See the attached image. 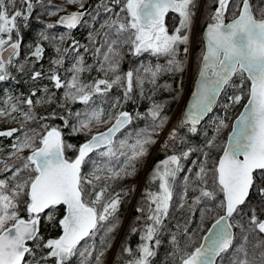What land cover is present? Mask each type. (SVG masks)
<instances>
[{"label": "snow or ice", "instance_id": "6c2138e0", "mask_svg": "<svg viewBox=\"0 0 264 264\" xmlns=\"http://www.w3.org/2000/svg\"><path fill=\"white\" fill-rule=\"evenodd\" d=\"M23 2L30 11L32 8L30 0ZM13 3L14 0H0V80L6 79V63L10 64L12 58L19 55L20 42L19 40L12 42L11 34L17 28L16 22L22 16V12L14 9L10 13L8 4ZM67 3L79 4L80 9L84 8L82 0H67ZM112 5L118 6L120 10L114 11ZM197 7V0H108V3L103 5V11L109 14V19L101 24V30L96 36L89 33L90 42L93 45L97 43L101 45L94 50V55L103 57L102 60H98L100 70L115 74L119 67L117 58L120 55L117 46L130 44L136 55L150 52L153 55L169 57L166 70L180 71L182 61L177 59L179 46L186 45L189 41L188 31L191 29ZM229 11L232 12L230 20L227 19ZM169 12L175 13L179 18L178 25L171 33L165 24V17ZM84 15V11H73L60 17L57 23L72 30L83 22ZM95 19L93 16V20ZM209 19L199 80L192 92L191 103L186 108L178 127H187L190 132L196 133L197 125L213 110L217 98L227 88H234L233 94L226 97L228 103L223 105L225 116L212 122L213 135L207 139L206 146L215 147L220 132L229 127L226 123L229 108L240 105L245 98L247 102L243 103V111L231 124L228 141L223 145L222 154L213 167L211 169L206 167L209 153L204 152L205 161L200 163L199 171L195 174V180L200 182L199 195L193 197L188 208L193 214L196 211L200 212L201 220L197 227L203 231L201 240L197 245L192 239L190 234L192 230L187 226L193 222L190 216L182 234L191 243L181 249L175 235L171 237V242L175 253L180 255L179 264H222L225 259L228 260V264H264V236L261 235L264 234V218L258 216L253 209L247 228L243 223L234 225L230 222L235 214L240 212L241 206L246 204L250 190L255 184V174L258 173L264 180V8L260 9V15L257 17L251 0H236L235 7L232 0H215V10ZM4 35H8L7 40L3 38ZM43 39L48 37L45 35ZM60 39L63 40L64 37ZM72 43L79 47L78 42ZM85 51H88L87 47ZM187 51L185 47V54ZM57 52H60L59 48ZM63 52L67 54L69 49L64 48ZM42 53L43 48L37 43L30 55L39 60ZM63 62L64 59L61 57L54 60L53 64L60 65ZM161 70L160 65L155 69L145 67L143 75H140L138 70L135 72L130 70L123 76L114 75L111 80L97 79L90 84H84L79 75L85 71L84 61L78 54L76 62L69 70L71 79L62 81L54 69L50 70L49 79L54 82L57 89H65V99L78 100L88 106L96 94H106L114 85L123 88L124 99L127 101L131 98L134 84L141 89L145 81L155 85L157 73ZM236 75L241 77L240 85L233 83V77ZM40 76V72H35L33 79ZM48 102H51L50 97ZM118 102L117 100L113 103L112 107L115 108ZM25 103L29 106V111L22 113L24 121L36 119L32 111V99ZM36 103H41V100H37ZM161 107L160 104L153 103L147 113L152 119L153 130L163 127L166 122ZM12 110H18L15 104L12 105ZM0 115L8 113L0 110ZM104 115V109L98 107L87 108L84 112L75 114L73 133L85 132L87 135V130H90L93 123L99 126L114 121L104 131L91 134L90 139L85 140L78 148L65 142L59 126L41 123L39 131L25 129L24 125L20 129L0 131V137H12L15 133L22 132V135L16 136L10 153L20 163L16 166L5 164V172L10 168L14 170L10 177L0 179V264H34L35 253L27 242L37 241V247L41 246L39 239L41 213L46 209H55L59 205L65 207V214L59 219L62 234L42 243V247L47 249L44 260L50 257L54 258L55 264H67L78 251L82 258L91 257L95 249L94 241L83 250L78 249V245L85 238H94L103 231L101 248L110 239L109 234L116 226L112 221L115 220L121 203V194L114 193L109 196L111 185L108 181L133 175L136 162L147 155L148 146L154 144L155 140L152 133L143 129L135 133L134 142L129 143L131 136L129 134L117 145L114 137L129 125L134 117L127 111H117L114 116L109 113L108 120L104 119ZM139 115L136 114L137 117ZM43 119L45 118H40L41 121ZM60 119L63 120L65 127L69 125L67 119L64 117ZM176 137L177 130L173 128L169 133V139L175 140ZM25 149L30 151L27 155H22ZM70 149L76 153L74 159L66 156ZM100 149L103 151H99ZM194 150L196 149H189L180 155H168L153 169L151 179L158 183V189L146 194L147 214L140 230L141 243L136 253L133 255L129 247L123 249L125 253L133 255L127 264H150L151 257L156 254L149 242L160 244L157 236L172 206L175 181L182 169L181 159H186L189 152ZM94 152L104 159V163L92 161L93 169L85 176L82 166ZM209 172L213 180L211 190L208 188L207 180ZM101 180L104 181L102 185L99 183ZM184 181V192L179 195L178 206L181 209L186 206L189 177L185 176ZM217 192L222 193V199L216 205L222 214L217 213L216 218L211 221V226L205 228L206 214L212 209L201 208L199 205L205 200L215 201ZM259 192L264 195V187L260 188ZM21 201L26 207V219L19 214ZM137 210L142 215L145 213L143 207ZM48 218L51 220L53 216L49 214ZM137 219L139 220V217ZM234 227L241 229L239 242L237 234L233 231ZM137 230L135 227L132 228V232ZM29 256H32V260H29ZM102 256L103 251L95 256L96 264H103ZM35 264L40 262L35 261ZM81 264H84L83 260Z\"/></svg>", "mask_w": 264, "mask_h": 264}, {"label": "trees", "instance_id": "16d2710c", "mask_svg": "<svg viewBox=\"0 0 264 264\" xmlns=\"http://www.w3.org/2000/svg\"><path fill=\"white\" fill-rule=\"evenodd\" d=\"M32 3V8L29 11L27 9L26 3L23 2V0H17L14 2V4H19L18 7L22 9L21 12L24 13V16L22 15L17 19L18 27L21 29L22 34L20 33V36L12 37L13 40H19L20 42V48H22V45L25 41H33L35 38H33V32L39 28L41 25V22L43 20L42 14L46 10L47 7V0H30ZM108 0H83L84 8L78 9V10H85L86 14L84 16V19L91 20L93 19V16L96 17L94 21H102V24L105 20L109 19V14L105 13L103 11V5L107 4ZM199 3L200 0H197L198 7L195 11H198L199 9ZM236 0H232V5L235 7ZM251 3L254 7L255 13L260 14V9L264 8V0H251ZM16 6H13V9L18 8ZM50 6H48L49 8ZM114 11H119V7L112 5ZM201 7V6H200ZM208 5L203 3L200 13H201V21L198 27V32L196 34L195 40L193 42V51H194V60L192 61V69L190 72V76L192 74L193 78L187 88V93L185 95V99L189 93V90L191 88L192 81L196 75L195 70L199 67L200 58L203 52V40L201 37V31L202 28L210 22V16L212 14V9L207 10ZM26 17V19H25ZM232 12L229 11L227 13V19H231ZM57 22V20H56ZM179 18L176 16L175 13H168L165 17V24L169 30V33H171L174 28L178 25ZM57 27H64L63 25L56 24ZM80 25H78L77 28L72 29L71 34L73 33L76 37V42H78L79 47H76L77 49L75 51L81 52V56L83 57L84 61V67L85 71L81 72L80 79H82V82L85 84H90L93 81L97 79H108L111 80L114 78V75H121L123 76L124 73H127L130 70H133L134 72L136 70L139 71L140 75L144 74V68L145 67H151L154 69L155 65L160 64L164 67L165 70H163L162 74L158 75L156 77V83L155 85L148 83L145 81V84L143 86V89L140 87H137L134 84V90L131 93V98L125 101L124 99V90L119 85H114L113 88L106 94H96L93 97V101L90 105L86 106L84 103L80 101H72L70 99H65V89L60 88L55 91L56 99L59 101H56V103H52L50 108L52 111H46L44 109L42 111L41 116H38L37 122L33 121L26 127V129H36L37 131L40 130L41 123L51 125V126H59L61 128L63 138L64 140H68V142L75 145L77 148L79 145L85 141L88 137H85L83 134L77 132V133H71L70 128H72V125L76 123L75 114L77 112H84L87 108L91 107H98L103 108L105 111L106 109L112 104L119 101L117 103V111H127L130 114L133 115L134 119L131 121L129 125H127L125 128H123L114 138V140L118 142L122 139H124L126 136H129L131 134L129 143L134 142L135 133L139 130L147 129L150 133L153 134L158 128H155L153 130L152 128V119L151 117L147 116V113L149 109L152 107L153 103L160 100L162 102L161 104V113L162 116L166 118V120L171 116L175 104L177 103L179 96L181 92L185 88V84L187 82L186 80V73L188 68V52L185 54L184 52V46L189 45V41L186 45H180L179 51L177 54V59L182 61L181 70L176 71H168L166 70L168 67V59L169 57L164 55H153L150 52H141L139 55H136L132 49V46L130 44H123L118 45L119 50V57L118 63L119 67L116 71V73L107 72L100 70V64L98 63V60H102L103 57H97L94 55V50L96 47H100V43H97L93 45L90 40H87V35L83 34V31H81ZM101 30V29H100ZM100 30L98 32H100ZM19 31V30H18ZM97 32V33H98ZM189 32V31H188ZM97 33L94 35L96 36ZM73 41H75V38L72 37ZM70 41V40H68ZM42 46L43 53L41 55V58L39 59V62H42L43 64L46 63L48 58L54 53L53 47L49 45H44L43 41L37 42ZM34 45L30 52L25 54V60L27 61V64L30 63L32 67L34 64L37 63V59L30 55L32 51L35 49ZM85 47L88 48V51H85ZM72 53H74V50H72ZM75 54V53H74ZM20 56V55H19ZM76 58V56L74 55ZM29 60L33 61L32 63L29 62ZM35 62V63H34ZM66 60H64L63 64L61 65H53L51 69H54L56 74L60 76L62 81H65L70 77V71L68 69L67 64L65 63ZM9 63H6V65ZM8 66V65H7ZM6 66V67H7ZM88 66H91L90 68ZM25 70V69H24ZM11 72V71H10ZM7 72L6 79L0 80V88L3 87L8 81L13 83H16L19 85V73L13 74V72ZM22 74V73H21ZM51 74V73H49ZM50 76V75H49ZM189 76V77H190ZM235 76L233 77V79ZM239 81L237 82V85L241 84V77L238 76ZM47 83H51V80H46ZM247 83V82H246ZM141 91H143V95H141ZM246 91L247 88L245 87V97H246ZM234 92V90H233ZM246 98L243 100V102L240 105H236L234 107L229 108L227 111V119L226 123L229 124L228 128L223 129L219 136L217 137L215 141V147L208 148L206 146L207 139H210V134L213 132V127L210 129H206L205 131H199L196 133H189L184 127H178L177 129V137L175 140H172L170 142V150H176L177 155H180L181 152L184 150L189 149H196L194 151L189 152V156L186 159H181V165L182 169L181 172L178 173L176 181H175V195L172 202V206L169 209V215L164 218L163 225L158 233L157 238L160 240L159 245H155L154 242H149L153 246V250L155 251V255L151 257L150 264H179L180 257H178V253H175V248L171 242V237L175 235L177 237V240L179 242V247L181 249L185 248L186 244L191 243L186 236L182 234L183 228L187 224V221L189 217H192L193 222L191 224H187L190 230V234L192 235L193 241L197 242V245L199 241L201 240L203 236V231L198 230V225L200 224L201 216L200 212L196 211L194 214L189 210L188 205L192 203V199L195 196L199 195V187L200 182L195 180V174L197 171H199L200 163L205 161L204 152H208V158H207V164L206 167L211 169L215 163V161L218 159L219 155L222 152V147L225 144L226 136L231 128V122L233 118L238 114L240 111V108L242 104L245 102ZM220 101V96L216 102V104L213 106L215 109ZM63 105V107H61ZM110 111V110H109ZM220 111V110H219ZM53 113L55 115L53 116ZM139 113L140 115L137 117L136 114ZM41 117H44L42 121L40 120ZM60 117H64L69 121V125L67 127L64 126L63 120L60 119ZM158 123V122H157ZM201 123V122H200ZM200 123L198 125H200ZM197 125V126H198ZM154 139V137H153ZM153 148V144L148 146V152L147 155L140 158L136 162V170L131 176H127L123 179H119L116 181L109 180L108 183L111 185L109 189V196L114 193H120L121 194V203L118 206L117 212L115 214V220L112 221L116 226L114 228V231L109 234L110 239L107 240V242L104 244L103 248L100 247L101 244V237L104 236V232L100 231L96 237L94 238H85L84 241L78 245V249L83 250L85 247L92 245L93 241L95 242V249L93 252V256L91 257H84L82 258L79 255V251L70 258V260L67 262V264H81L82 260L84 264H94L95 263V256L98 255L101 251H103V255L105 254V257L108 255V253L112 252V264H114L117 261V256L123 254V248L125 243L129 241V248L132 250L134 249L135 245L138 243L136 242L137 239V233L133 232L131 235L128 234L127 231V223L128 221L132 219H137L139 217V220H143L146 216V204H145V198L146 194L149 191H156L158 189V183L156 181H153L151 179L153 169L158 164V161L162 158V153L157 152V150H153L150 156V159L147 163V168L145 171L142 170L144 168L145 162L147 161V157L149 155V152ZM202 149V151L200 150ZM99 151H103V149H100ZM75 151H68L66 153L67 157H73L75 156ZM96 161L97 163L102 162L104 163V159L101 158L98 153H91L90 159L88 160ZM195 162V163H193ZM20 162H14V166L19 165ZM11 170H14V168H10ZM93 169V163L89 165L85 164L82 166V172L85 174L86 172H91ZM191 169V171H189ZM142 173V174H141ZM141 174V175H140ZM189 177V188H188V194L186 197V206L185 208L181 209L178 205L180 203L179 195L184 192V177ZM138 180H142L141 187L138 189L137 196L133 195V184L138 183ZM208 180V188L209 190L213 187V180L211 172H209V175L207 177ZM95 183V182H94ZM99 183L102 185L104 183L103 180L99 181ZM264 187V180H262L259 176V174H255V184L254 187L250 190V195L247 198V202L245 205L241 206L240 212L238 214H235L234 219H232L230 222L234 225H237L239 223H243L245 228H247V223L251 215V211L253 209L256 210L257 215L261 218H264V195H261L259 192V189ZM196 188V191H193L192 189ZM90 190V189H89ZM136 191V190H135ZM88 198V197H86ZM108 197L106 196L105 199ZM220 199H222V193L217 192V199L215 201H203L199 207H207L212 209V211L207 212L205 217V224L204 227H208L211 224V221L214 220L217 216V213L222 214L220 212V209L216 207V205L219 203ZM145 208V213L142 215L140 211L137 209L139 208ZM128 208L130 210H128ZM55 210L58 214L56 219L53 221L44 219V215H41L40 224H39V239L41 246L37 247V241H29L27 244L30 248L34 250L35 253V261H39L40 264H55L54 258H47L44 260L43 258L47 254V249L42 247V243L46 242L48 239H54L57 238L62 233V229L59 226V219L63 218L64 215V206L59 205L56 206ZM22 217L27 215L25 204L22 206ZM126 216V223L124 224L123 229H120V226L122 224L123 219ZM134 219V221H135ZM138 220V219H137ZM144 222V221H143ZM234 233L237 234V242H239V233L241 231L240 227H234L233 228ZM264 236L263 234H261ZM119 236V237H118ZM140 243V242H139ZM138 243V244H139ZM175 253V254H173ZM107 254V255H106ZM32 258H30L31 260ZM34 261V264H35ZM222 264H228V260H223ZM122 262H125V260H122Z\"/></svg>", "mask_w": 264, "mask_h": 264}, {"label": "rangeland", "instance_id": "374dc122", "mask_svg": "<svg viewBox=\"0 0 264 264\" xmlns=\"http://www.w3.org/2000/svg\"><path fill=\"white\" fill-rule=\"evenodd\" d=\"M16 1L17 0H14V2H16ZM82 2H83V0H82ZM46 3H47L46 10L42 14V17H43V20L41 22L42 26H40L39 28H37L33 32L32 37L35 39L33 41H25L22 45V48L19 50L20 56L19 55L14 56L12 58V62L10 64H7L8 66L6 65L7 66L6 67V73L10 72V71L13 72V74L19 73L18 77H19L20 83H19V85H17L16 83H13V85H12L11 82L8 81L3 87L0 88V110H3L4 112L8 113V115H0V129H11V128L20 129L22 125H24V127L26 129V127L28 125H30V123H32L33 121H35V123H38L36 120H37L38 116H41L42 111L44 109H46L47 112L52 111L50 106H53V105H51V104L56 103V101H59L58 99H56V95L54 94L55 91L57 90L55 85H54V82L51 81V83H47V81H46V80H49V75H50L49 73H50V70H52L51 68L54 65L53 61L63 57V59L66 60L65 63L67 64L68 69L70 70L72 68V65L76 62V60L78 58V54H79V56H81V52L75 51L77 48L72 43L73 42L72 37H74L75 41H76L75 35L73 33L71 34L72 30H69V29L64 28V27L63 28L57 27V25H56L57 24L56 20L60 14H62L64 12H70V11L78 10L80 8L79 4H68L67 0H47ZM203 3L208 5L207 10H210V8H213L212 13L215 10V0H200L199 9L194 16L191 29L188 32L189 45H188V47L184 46L188 49V51H187L188 52V68H187V73H186L187 82L185 84V88L181 92L179 99H178L177 103L175 104V107H174V110H173L171 116H169V118L166 120L163 127L158 128L155 132H153L152 136L154 137L155 143L153 144V148L149 152V155L147 157V161L145 162L142 173L147 168V163L150 159V156H151V153L153 150H157V152L162 153V158L160 159V161L164 160L166 158V156L176 153L175 149L170 150V142L172 140L169 139V133H171L173 128H176V130L178 129V125L180 123V120L183 117V108H184V103L186 100L185 95L187 93V88H188V86H189V84L193 78L192 74L190 76V72L192 69V61L194 60L193 42L195 40L196 34L198 32V27H199V24L201 21L200 10H201ZM13 6L18 7L19 4L18 5L14 4V3L8 4V10L10 13L14 10ZM48 6H50V7L48 8ZM16 9L22 11V9L20 7L16 8ZM22 15L24 16L23 12H22ZM259 15L260 14H257V17H259ZM82 21L83 22L80 24V27L82 28L81 31H83V34L87 35V37H88L87 40L89 41L90 40L89 39V33L91 32L94 36L100 30V26L102 24V21H94L93 19L86 20L84 18ZM48 25H52V27H48ZM20 33L22 34V31L18 27V24H17V28L13 30V33L11 34V36L17 37L18 35L20 36ZM45 35L48 37V39H43V36H45ZM62 36L64 37L63 40L60 39ZM3 38L5 40H7L8 35H4ZM68 40H70V41H68ZM40 41H43L44 45H49V46L53 47L54 53L48 58V60L46 61L45 64H43L42 62H39L40 60H37V63L34 64V66L32 67V65L30 63L27 64V61L25 60V54L30 52L31 48L34 45H36L37 42H40ZM57 48L60 49V52H57ZM64 48L69 49V52L67 54H65L63 52ZM72 50H74L75 54L72 53ZM74 55L76 56V58L74 57ZM29 62L32 63L33 61L29 60ZM60 65L64 66V64H60ZM157 65H160V64H157ZM157 65H155V67ZM160 66H162V65H160ZM155 67H154V69H155ZM198 68L195 71H198ZM163 70H165V69L162 66V70L159 73H157V76L162 74ZM35 72L41 73V76L37 79H33V74ZM196 74H197V72H196ZM238 76L239 75H236L235 78L233 79V83L235 85H237V82L239 81ZM70 77H71V73H70ZM69 79H71V78H69ZM80 80L82 82V79H80ZM82 83H84V82H82ZM45 89H47V91H45ZM233 90L235 91L234 88H227L220 95V101H219L216 109L213 107V110L211 112H209L207 114V116L201 121L200 125L197 126V132L205 131L207 128L210 129L211 127L214 128V125L212 122L214 120H218V118H220V117L225 116V109H224L223 105L225 103H228L226 97L232 95ZM33 92H35V95H33ZM49 97L51 98V102H48ZM28 99H32V101H33L32 111L35 114L36 119L25 122L22 113L29 111V106L25 103V101H27ZM37 100H41V103L37 104L36 103ZM66 100H68V99H66ZM155 103H158L160 105L162 104V102L160 100H158ZM13 104H15L17 106V109H18L17 111L12 110ZM112 104L106 109V111L104 110L105 111V115H104L105 120H108L109 113H111L114 116V114L117 112V109H116L117 105L115 108H113ZM111 122L112 121H109L108 124H101L99 126H97L95 123H93L91 125L90 130H87L88 131L87 135L85 134V132H79V133L83 134L85 137H88L91 134L95 133L96 131H100L102 129H105L109 124H111ZM184 128L189 133H192L188 130L187 127H184ZM70 130L72 133V128H70ZM161 130L163 133V137H161V135L159 134V132ZM19 135H22V132L15 133L12 137L0 138V179L10 177L12 174L13 170H11V169H9L7 172L4 171L5 164L13 165L14 162H20L19 160L16 159L15 156L10 155V153L12 152L11 145L14 142L16 136H19ZM212 135H213V132L210 134V138L212 137ZM161 139L163 140V142ZM65 142L72 144V143L68 142V140H65ZM29 151L30 150L25 149L24 152L22 153V155H27L29 153ZM68 151H74V150L70 149ZM185 151H189V150L187 149V150H184L183 152H185ZM68 158L74 159L75 156L68 157ZM160 161H158V163ZM88 163L90 165L92 163V161L91 162L88 161L86 164L88 165ZM99 163L102 164V162H99ZM89 173L90 172L88 171L84 175L87 176ZM137 188L135 189L136 191L135 190L133 191L134 198H135V196H137V193H138ZM23 205H24V203H23V201H21V203L19 204V214L20 215L22 212V206ZM128 210H130V209L128 208ZM56 212L57 211L55 209H46L45 212L42 213L41 215H44V219H46L48 221V220H50L48 218L49 214H51L53 216V219H51L50 221H53L54 219H56V217L58 215ZM23 218L26 219L27 215L24 216ZM134 219L128 221L127 231H128V234L130 233L132 235L133 234L132 228L133 227L137 228L138 229L137 231L139 234H137L136 242L141 243V234L142 233L140 230L143 228V225H144L143 221L145 220V218L141 221L137 220V219H135V221H134ZM125 223H126V216L123 219L122 224L120 226L121 230L123 229ZM137 231H136V233H137ZM138 243L135 245L134 249L132 250L133 255L136 253L138 245L140 244V243L139 244ZM125 247H129V241L127 243H125L124 248ZM34 253H36V252H34ZM112 253H113V249H112V252L108 253V255L106 254L107 255L106 257H105V254L101 257L103 264H112L113 263L111 260V259H113ZM133 255H129L128 253L123 252V254L117 256V261L114 264H127V261L131 260L133 258ZM178 257H180L179 253H178ZM28 258L30 260V258H32V256H29ZM122 260H125V262H122ZM94 264H96V262Z\"/></svg>", "mask_w": 264, "mask_h": 264}, {"label": "water", "instance_id": "95a60500", "mask_svg": "<svg viewBox=\"0 0 264 264\" xmlns=\"http://www.w3.org/2000/svg\"><path fill=\"white\" fill-rule=\"evenodd\" d=\"M75 11H84V12H86L85 10H75ZM70 12H73V11H70ZM70 12H64V13H62V14H60L59 16H58V18H57V21L60 19V17H62V16H64V15H66L67 13H70ZM170 13V12H169ZM82 20H83V18H82ZM230 20V19H229ZM227 22V21H226ZM59 24V23H58ZM208 24V23H207ZM207 24L202 28V31H201V37H202V40H203V45H204V48H203V50L205 49V45H206V36H205V33H206V29H207ZM60 25H62V24H60ZM64 26V25H63ZM78 27V26H77ZM76 27V28H77ZM75 29V28H74ZM12 42H16V40H13ZM201 59H202V55H201ZM201 59H200V62H199V68H198V71H197V74H196V76H195V78L193 79V81H192V85H191V88H190V90H189V93H188V95H187V98H186V100H185V103H184V108H183V114H184V112H185V110H186V108L188 107V105L191 103V99H192V92L195 90V88H196V85H197V83H198V80H199V69H200V64H201ZM5 60H7V57H6V55H5ZM246 75V74H245ZM218 99V98H217ZM247 102V100H245V102L244 103H246ZM241 111H243V105L241 106V108H240V111L238 112V114L233 118V120H232V122H231V124L233 123V122H235V120H236V117L239 115V113L241 112ZM208 114V113H207ZM207 114H206V116H207ZM205 116V117H206ZM204 117V118H205ZM203 118V119H204ZM202 119V120H203ZM201 120V121H202ZM112 122H114V121H112ZM111 122V123H112ZM111 126V124H109L107 127H110ZM127 126V125H126ZM125 126V127H126ZM106 127V128H107ZM105 128V129H106ZM105 129H102V130H100V131H104ZM7 130H9V129H0V131H7ZM122 130V129H121ZM229 132H231V128H230V131ZM228 132V133H229ZM119 133V132H118ZM117 133V134H118ZM116 134V135H117ZM91 136V135H90ZM90 136L87 138V139H90ZM1 138V137H0ZM115 138V137H114ZM86 139V140H87ZM228 141V134H227V136H226V140H225V143ZM85 141H83L82 143H84ZM221 154H222V152H221ZM220 154V155H221ZM135 188H136V186H135ZM65 214V213H64ZM211 226V224L208 226V227H210ZM62 234V233H61ZM29 242V241H28ZM27 242V243H28Z\"/></svg>", "mask_w": 264, "mask_h": 264}, {"label": "flooded vegetation", "instance_id": "af4514ba", "mask_svg": "<svg viewBox=\"0 0 264 264\" xmlns=\"http://www.w3.org/2000/svg\"><path fill=\"white\" fill-rule=\"evenodd\" d=\"M141 184H142V180H138V183L133 184V189H136L137 187H138L137 189H139L141 187ZM135 186H136V188H135Z\"/></svg>", "mask_w": 264, "mask_h": 264}, {"label": "bare ground", "instance_id": "6f19581e", "mask_svg": "<svg viewBox=\"0 0 264 264\" xmlns=\"http://www.w3.org/2000/svg\"><path fill=\"white\" fill-rule=\"evenodd\" d=\"M86 13V12H85ZM84 18V17H83ZM161 137H163V133L161 134ZM162 140V139H161ZM162 142H163V140H162Z\"/></svg>", "mask_w": 264, "mask_h": 264}, {"label": "built area", "instance_id": "2783aa9c", "mask_svg": "<svg viewBox=\"0 0 264 264\" xmlns=\"http://www.w3.org/2000/svg\"><path fill=\"white\" fill-rule=\"evenodd\" d=\"M159 134H160V135L162 134V130L159 132Z\"/></svg>", "mask_w": 264, "mask_h": 264}]
</instances>
